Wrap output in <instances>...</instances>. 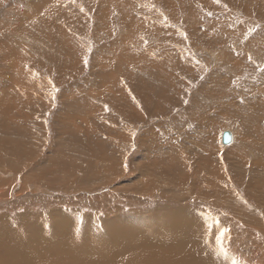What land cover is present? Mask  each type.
<instances>
[{"label": "bare ground", "instance_id": "1", "mask_svg": "<svg viewBox=\"0 0 264 264\" xmlns=\"http://www.w3.org/2000/svg\"><path fill=\"white\" fill-rule=\"evenodd\" d=\"M165 3L169 2L165 0ZM260 7L264 8L263 2ZM4 13L7 14L8 11H3V17L0 18V33L6 32L3 29L9 27L12 22ZM134 17L129 16L123 21L131 22ZM18 19L17 17V21ZM31 21L29 22L32 23ZM20 24L12 26L19 27ZM155 27L153 25V28ZM191 30L190 39L220 45L226 52L227 45L232 44L235 49L241 51L242 56L251 57L249 61L236 60L234 57V61L227 59L225 51H219L220 56L213 52L211 62L214 64L210 65L216 67L219 65L226 69L227 75L230 73L234 75L226 77L215 71L217 86L213 83L212 87H216L220 92L224 91L225 94L230 88L229 84L232 85L236 80L238 85L231 88L225 95L226 98H222L223 103H227L225 100L230 96H238L241 92H244L246 101L256 97L252 90L244 91L239 87L245 79L254 75L253 71L257 72L258 65L254 62L263 63L264 66V55L259 54L264 52V40H258L257 36L249 40L241 34L239 38L233 36L225 38L218 32H211V35H208V32L200 31L201 28ZM139 31L141 34L134 35V38L139 39L141 43L140 35L146 36L145 38L150 37L149 31L143 29ZM5 36L10 38L9 32H6ZM146 43L144 41L142 44ZM170 44L172 48L165 49L168 52L165 57L177 71L180 64L189 70L192 59L189 51L199 56L205 49H213L209 46L197 50L194 46H198V43L193 41L181 43L183 46H179L190 56L184 59L183 51L179 47L178 50L174 49L172 42ZM10 47H13V44ZM3 48L4 51L8 49L7 46L2 45L1 51ZM129 52L135 53L136 58L139 59L138 63H147V65L165 54L148 51L142 46L139 50L132 49ZM172 53H178V56H170ZM150 55L153 56L152 61ZM206 56L203 54L199 59ZM0 62L3 65L0 67V264H264V130L262 128L264 113L256 115L254 112L253 118L261 121L259 124L261 127L258 126V129L249 132L252 136L247 134L253 138L251 141L249 140L251 137H244L243 132L244 135H238L230 129L225 131L230 134L228 145L224 146L221 143L222 132L219 138L221 147L219 145L216 147L214 131L207 125L205 132L203 127L205 123L201 120L198 127L195 124L192 127V130L198 128V131H193L194 136L190 134L197 141L191 142V138L184 131L176 138L171 133L164 138L166 140L168 137L169 144L163 147L158 146L159 141L156 143L152 141L150 145L144 136L139 152L135 141L136 143L127 148L129 157L138 153L132 177L129 176L131 172L129 161L116 148L95 152L99 159L96 160L93 168L86 170L85 166L83 170L86 172H81L82 168L76 161L77 148L69 150V153L67 151L70 146L75 145L73 141L76 140L75 135L78 134V130H72L70 132L72 134L65 133L64 121L62 125L59 123V118L65 119L70 109H75L76 106H71L68 96L67 99L62 98L63 102L57 100L59 103L56 104L60 106L61 115L57 114L55 125L59 133H55L58 134L48 146H46L49 142L47 140L42 142L40 140L39 145L32 144V140L28 139L25 133L28 131V126L20 125L22 123L20 119L31 118V107L34 106H37V109L41 107L43 113L49 112L54 107L52 98L46 94L47 86L36 87L41 92L31 88L22 89L18 81L26 75L25 71H21L18 66H11L5 53L4 56H0ZM243 67L247 69L248 74L245 79L239 76ZM242 73L244 75L245 72ZM259 78L261 80L258 85H264L261 82L264 81V75ZM221 96L214 95L218 98ZM74 99L77 101V98ZM88 100L89 96L82 99L85 104ZM121 100L127 101V97L124 96ZM121 100L114 102L119 106ZM259 103L264 105V93L261 94ZM260 104L256 107L262 108ZM80 105L82 104H78L77 107L79 108ZM20 107L23 111L18 120L11 113L15 110L14 114H16ZM236 107L233 105V109ZM241 112L250 114L247 109ZM44 118L41 119L45 126L47 123L46 120L44 122ZM29 121L37 127H42L40 123ZM80 126L82 132L86 133L87 131L83 130L85 125ZM181 127L184 126H176V130ZM68 136L70 139L67 138ZM171 136L178 142L175 141L176 143L173 144ZM70 140L73 143L68 144ZM94 142L101 148L112 145V140L107 139H96ZM258 142L263 151L262 153L255 151L258 153L256 155L250 150ZM216 149L230 151V154H225L224 158L227 164L221 157L219 158L220 151L212 154ZM94 150L93 146L89 153L92 154ZM192 150L196 153L191 154ZM40 155H42L41 160L38 159ZM195 157L198 158L197 161H194ZM110 161L114 164L108 170L104 163L108 164ZM229 170L232 174L230 177H228ZM222 173L226 174L224 178ZM201 176L204 178L201 179ZM194 177L195 183L190 184L189 180ZM64 180H68L67 186L61 184ZM55 183L56 185H52ZM106 183L109 188L105 190L102 187ZM233 183L240 191L241 188L243 190L246 188L244 193L246 197L241 198L236 194L239 191L232 188ZM156 194L160 199L155 196ZM161 198L170 199V204L182 203V206L168 210L163 206L165 203ZM156 199H158V202H155L158 209L154 208L156 210L149 211L145 215L138 214L141 211L133 212V207L151 204ZM252 201H255L257 206ZM105 206H109L110 209L108 207L107 211L104 210ZM87 209L92 212L86 213ZM219 209L222 211L219 212ZM176 221H181V224L175 225ZM237 232L249 242V247L246 248L248 252L243 261L235 255L239 254L238 249H240L236 241L239 236L238 234L236 236Z\"/></svg>", "mask_w": 264, "mask_h": 264}, {"label": "rangeland", "instance_id": "2", "mask_svg": "<svg viewBox=\"0 0 264 264\" xmlns=\"http://www.w3.org/2000/svg\"><path fill=\"white\" fill-rule=\"evenodd\" d=\"M58 1L0 0V18L3 17V11L7 10L8 13L4 14L7 19L12 21L9 27L3 29L9 32L10 38L5 36L6 32H2L0 33V43L8 47L5 51L3 48L2 51L5 53L10 65L18 66L21 71H25L24 74L26 75L18 81L19 85H21L22 89L31 88L40 92L39 87L47 86L45 88L46 94L52 98L54 104V107L47 113H43L41 107L38 109L37 106L31 107L32 117L27 118V120L18 118L23 111L22 107L17 110L16 114H14L15 110L12 111L11 114L22 122L20 125L28 126V131L25 133L28 139L32 140V144L38 143L39 145L41 144L39 143L40 140L41 142L47 140L49 142L46 146H48L54 136L59 133L55 123L58 119L57 114H61L59 113L60 106L56 103H59L58 101L60 100V102H63L62 98L67 99V96L71 100V106H76V108L70 109L65 119L59 118V123L62 125V121H64L65 133L78 130V134L75 135L76 140L73 141L75 145L70 146L67 151L69 153V150L77 148L76 161L82 168L80 169L81 172H86L88 168H93L94 163L99 159L95 152L116 148L129 161L131 167L129 176L132 177L138 153L135 156L131 154L132 156L129 157L127 148L131 147L135 141H137L135 143L138 145V152L143 145L141 142L144 136L148 139L150 145L152 141L155 143L159 141L158 146L166 147L169 144L168 137L164 140L166 135L172 133L176 138L184 131L192 142L194 140L192 137L195 134L194 132L198 131V128L192 130V127L195 125L198 127L201 120L205 123L203 125L205 132L207 125L214 131V138L217 141L216 147L221 145L219 144V138L222 132L224 133L231 129L238 135L245 134L244 137L250 138L252 134L249 132L261 127L259 126L261 121L253 118V116L255 113L256 115L257 113H264L262 110L264 105L259 103L261 94L264 93V85H258L259 80H261L259 77L264 75L263 63L254 62L255 65H258V70L255 73L253 71L254 75L249 76L247 79H245L248 75L245 67L242 68L245 76L242 70L239 72V76L245 79L244 83H241V86L239 85V88L244 91L252 90L257 96L250 101H246L244 92H239L240 95H232L225 100L227 103H223L222 98H226L225 95L229 93L231 88H235L234 86L238 85H236V80L233 84L231 83L232 85L229 84L230 88L225 94L224 91L220 92L216 87H212L213 83L217 86L215 71L219 75L226 77L229 75V77H232L234 74L230 73L227 75L226 69L219 65L216 67L210 64H214L211 62L213 52L219 55V51L225 50L220 45L190 39V34L192 28H201L202 30L200 31L208 32V35H211V32H218L225 38L230 36L239 38V34H241L249 40L255 39V36H257L258 40H264V8L260 7L264 0H254L252 1L253 3L250 0H219L218 3L215 0H166L169 3H165V0H75L74 3L73 0ZM152 12L156 13L157 19H155L156 17ZM107 13H109L108 16L106 15ZM129 16L135 17L131 19V22H124L123 19H127ZM17 17L19 18L18 21ZM19 24V27L22 26L21 30H19L20 32L18 31L19 27L12 26H18ZM152 24L158 29L156 27L153 28ZM59 28L62 30H59ZM140 29L150 32V35L148 34L150 37L139 36L142 43L145 41L147 42L146 44H142L139 39L136 40L134 38V35L138 36L139 33L141 34ZM6 38L7 40L4 41ZM187 41L197 42L198 46L193 45L197 50L209 46L213 47V49H205L199 56L189 51L192 57L189 70L180 64L177 71L170 61L167 62L169 59L165 57L168 53L166 50L172 48L170 44L172 42L174 49L178 50L179 47L183 51L185 49L180 47L183 46L181 43H186ZM178 42L180 43L178 44ZM11 44H13V47H10ZM2 45L0 46V56H4L1 51ZM141 46L148 51L165 54L149 65L147 63L140 64L135 53L129 51L132 49L139 50ZM227 46L228 50L225 53L228 60L232 59L235 61L234 57H236V60L246 59L249 61V55L242 56L241 51L239 52L238 49H235L232 44ZM182 53L184 59L190 57L186 52L183 51ZM203 54L207 56L199 59ZM259 54L264 55V52ZM84 56H88L87 67H85L83 62ZM170 56H178V53H172ZM149 58H151L150 61L153 60L152 55ZM0 64V67H2V62ZM102 66L105 68L104 70ZM210 67L213 68L209 70L208 68ZM150 75L153 76L150 77ZM261 82L264 83V81ZM227 83L226 86H228ZM14 84L17 83L14 82ZM215 94L222 96L219 98L214 97ZM88 96L89 100L85 104L82 99ZM124 96L127 97V101L121 100ZM74 98H77V101ZM93 98L97 102H94ZM92 99L93 101H91ZM115 100H121L119 106L114 102ZM78 104L82 105L78 108ZM258 104L262 108L256 107ZM233 105L237 107L233 109ZM243 109H247L250 114H242L241 110ZM41 118H44V122L46 120L45 123L47 124L45 126ZM29 120L42 124V127H37L36 124ZM192 123L193 125L191 126ZM81 124L85 125L83 130L87 131L86 133L82 132ZM180 125L184 127L176 130V126ZM262 128L264 130V126ZM60 129L63 128L60 127ZM56 132L58 133L55 134ZM248 133L251 136H248ZM174 137L172 138L173 144L178 142ZM67 138L70 139L69 136ZM93 139L112 140V145L101 148L95 145ZM251 139L253 140L252 137L249 140L251 141ZM71 142L70 140L68 144ZM93 146L95 150L90 154L89 150ZM217 151H220L219 158L221 157L226 163L227 160H224L225 154H230V151L216 149L212 154ZM255 151L259 153L263 151L259 142L250 150V152L258 155ZM190 152L191 154L196 153L195 150ZM41 156L38 157L39 160H41ZM197 160L198 158L195 157L194 161ZM104 164L110 170L114 163L110 161L108 164ZM85 166L86 170H83ZM227 166L229 167V165ZM222 174V178H224L226 174ZM230 175L232 174L229 170L228 177ZM203 178L204 176H201V179ZM189 183L194 184L195 177L189 180ZM61 184L67 186L69 182L64 180L61 181ZM52 185H56V183ZM231 186L239 191L236 194H239L241 198L246 197L244 196L246 188L244 190L241 188L243 192L241 193L236 184L233 183ZM102 188L106 190L109 186L106 183ZM112 194L115 193L112 192ZM155 196L160 199L159 195L156 194ZM158 199L142 207H133L132 210L133 212L136 211V213L141 211L138 214H148L149 211L156 210L154 208L158 209L155 203L158 202ZM161 199L165 203L163 206L168 210L182 206V203L174 202L170 204V199ZM252 202L256 205L255 201ZM108 207L105 206L104 210L107 211ZM203 209L205 210V208ZM88 211L89 213L92 212L90 209L85 212L88 213ZM218 211L221 212L222 210L219 209ZM227 218L229 217L227 216ZM174 224L179 225L181 221H176ZM237 234L239 239L237 238L236 241L240 249H238L239 254L236 253L235 255L243 261L244 256L248 252L246 248L249 247V242L244 240L240 232H237L236 236Z\"/></svg>", "mask_w": 264, "mask_h": 264}, {"label": "water", "instance_id": "3", "mask_svg": "<svg viewBox=\"0 0 264 264\" xmlns=\"http://www.w3.org/2000/svg\"><path fill=\"white\" fill-rule=\"evenodd\" d=\"M230 141V134L228 132H224L222 135V144L227 145Z\"/></svg>", "mask_w": 264, "mask_h": 264}, {"label": "snow or ice", "instance_id": "4", "mask_svg": "<svg viewBox=\"0 0 264 264\" xmlns=\"http://www.w3.org/2000/svg\"><path fill=\"white\" fill-rule=\"evenodd\" d=\"M73 2H75V0H73ZM215 2L218 3L219 0H215ZM81 11H83V9H81ZM250 31H252V30H250ZM89 51H91V49H89ZM249 59H251V57H249ZM83 62H84L85 67H87V65H88V56H84V58H83ZM106 110H107V109H106ZM218 239H219V238H218Z\"/></svg>", "mask_w": 264, "mask_h": 264}]
</instances>
